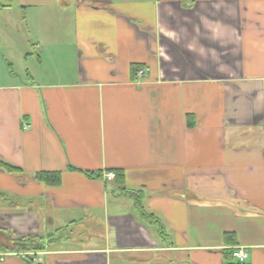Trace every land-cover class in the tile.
Instances as JSON below:
<instances>
[{
  "label": "crops",
  "instance_id": "obj_1",
  "mask_svg": "<svg viewBox=\"0 0 264 264\" xmlns=\"http://www.w3.org/2000/svg\"><path fill=\"white\" fill-rule=\"evenodd\" d=\"M0 19V161L19 170L0 168V264H264V0H0ZM31 21L70 44L40 50Z\"/></svg>",
  "mask_w": 264,
  "mask_h": 264
},
{
  "label": "trees",
  "instance_id": "obj_2",
  "mask_svg": "<svg viewBox=\"0 0 264 264\" xmlns=\"http://www.w3.org/2000/svg\"><path fill=\"white\" fill-rule=\"evenodd\" d=\"M137 69V67H132L131 71L135 72ZM0 168L3 169L4 171H6L9 174H16L17 172H19L18 169L10 166L9 164H6L2 161H0ZM115 174V179L114 182H118L122 179V174L119 171H114L112 172ZM84 175H86L89 178H98L100 177L99 174L96 173H85ZM36 180L39 182H44L46 185H51V186H58L60 184V173H50V172H40L36 174ZM124 195L132 201L135 209L137 210V213L139 214L140 218H142L145 221L157 224L159 223L151 214L148 213H144L143 210V206H142V202H143V194L141 191H134V190H126L124 192ZM53 240H50V236L46 239L44 237H38V238H34V237H24L22 239H20L18 241V243L20 244L19 246H21L20 248H22L23 250L26 251H33V252H42L45 249H48L46 247H48V245L50 244V242H52Z\"/></svg>",
  "mask_w": 264,
  "mask_h": 264
},
{
  "label": "rangeland",
  "instance_id": "obj_3",
  "mask_svg": "<svg viewBox=\"0 0 264 264\" xmlns=\"http://www.w3.org/2000/svg\"><path fill=\"white\" fill-rule=\"evenodd\" d=\"M45 13H46V15H50V13L53 14V15H56V16L59 15V17H61V20L60 21L56 20V23L59 24L60 22H62V26L60 28H65L63 30H66V29L69 28V23H70L69 17L72 15V10L71 9L67 10L66 12L63 13L67 17V20H64V16H63V14H61V11H60L59 7H56V8L51 9V10L46 8ZM2 23H3L2 19H0V25H2ZM22 27L24 29L29 27V29H31V31H32L31 32V35H32L31 38L37 40L38 42H41V45H38V48L40 50H42L44 48V46L48 47L49 46V42H50L49 40H52V39H57L56 42H58V43L56 44V46H57L58 49L59 48H63L64 49L65 46H67L68 43L70 44L69 40H71V36L69 37V36H66V35H62V36H56L55 37V36H51V35H37L36 34V30H35V29H37L36 21H33V22L31 21L30 23L28 22L27 26L23 25ZM46 42H48V44ZM42 59L44 60V63H43V66L40 68V71H42V72L43 71H49V61L47 60L46 54L43 55ZM69 65H71V62L69 63ZM15 67L16 68L14 69V71L18 72L19 71L18 67L17 66H15ZM32 68L33 67H31V70H34ZM59 68H60V70L62 72L66 71L67 74H69L68 72H70L73 69V66L70 67V66L67 65V66H63V67H57V69H59ZM69 68H70V70H69ZM95 225L97 226V229H98L99 228L98 227V223L95 222ZM73 232L78 233V235H80L81 233L84 234L83 233L84 232V228H82V227L74 228ZM65 234H66V232H65ZM78 237L79 236H77V239H78ZM77 245L79 246V244H77ZM82 246H84V245H82Z\"/></svg>",
  "mask_w": 264,
  "mask_h": 264
},
{
  "label": "built area",
  "instance_id": "obj_4",
  "mask_svg": "<svg viewBox=\"0 0 264 264\" xmlns=\"http://www.w3.org/2000/svg\"><path fill=\"white\" fill-rule=\"evenodd\" d=\"M104 179L105 181L107 182H111L115 179V174L112 173V172H108L104 175ZM33 255V258H31V261L32 262H36V263H39V260H36L34 258V256H36V254H31ZM233 258L235 259V262L238 263V264H242L245 262L246 258H247V255L244 251L243 248L241 247H238L237 249H235V251L233 252ZM3 256L0 255V262L3 260Z\"/></svg>",
  "mask_w": 264,
  "mask_h": 264
}]
</instances>
